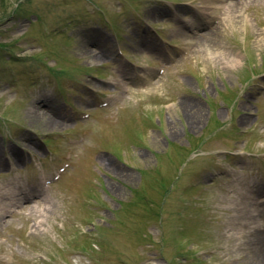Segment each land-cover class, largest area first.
<instances>
[{
  "label": "rangeland",
  "instance_id": "1",
  "mask_svg": "<svg viewBox=\"0 0 264 264\" xmlns=\"http://www.w3.org/2000/svg\"><path fill=\"white\" fill-rule=\"evenodd\" d=\"M210 1L0 0V264H253L264 0Z\"/></svg>",
  "mask_w": 264,
  "mask_h": 264
},
{
  "label": "bare ground",
  "instance_id": "2",
  "mask_svg": "<svg viewBox=\"0 0 264 264\" xmlns=\"http://www.w3.org/2000/svg\"><path fill=\"white\" fill-rule=\"evenodd\" d=\"M220 3H222L221 0H211L210 3H208L209 5H207V9L212 10L213 8H217L220 5ZM234 7L229 9V12L231 14H233V12L235 10ZM205 24H206V22H201L198 25L204 26ZM256 223H255V225H257V226H255V228H257V227L264 228V225H260L259 222L257 224ZM253 236H254L253 237V244H254V250H255V254L252 258L253 264H264V231L263 232H257L255 230Z\"/></svg>",
  "mask_w": 264,
  "mask_h": 264
}]
</instances>
